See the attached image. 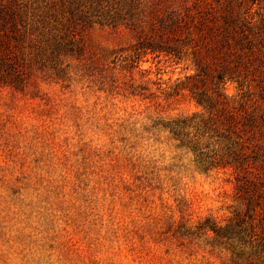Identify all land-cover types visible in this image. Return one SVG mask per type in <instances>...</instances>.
<instances>
[{
  "label": "rangeland",
  "instance_id": "obj_1",
  "mask_svg": "<svg viewBox=\"0 0 264 264\" xmlns=\"http://www.w3.org/2000/svg\"><path fill=\"white\" fill-rule=\"evenodd\" d=\"M193 1L264 17V0H0V264H256L212 229L235 224V175L176 93L196 66L143 47Z\"/></svg>",
  "mask_w": 264,
  "mask_h": 264
},
{
  "label": "trees",
  "instance_id": "obj_2",
  "mask_svg": "<svg viewBox=\"0 0 264 264\" xmlns=\"http://www.w3.org/2000/svg\"><path fill=\"white\" fill-rule=\"evenodd\" d=\"M219 3L220 10H202L193 1L184 13L162 18L161 42L143 47L156 55L190 57L196 66L195 74L177 84L176 93L188 90L209 113H202L198 124L222 145L210 155V164L230 167L235 175V224L212 229L237 237L242 247L251 248L248 257L264 264V17L258 23L232 1ZM209 77L216 86H206ZM228 80L245 89L238 101L219 88ZM191 124V118L181 116L166 125L179 137Z\"/></svg>",
  "mask_w": 264,
  "mask_h": 264
},
{
  "label": "clouds",
  "instance_id": "obj_3",
  "mask_svg": "<svg viewBox=\"0 0 264 264\" xmlns=\"http://www.w3.org/2000/svg\"><path fill=\"white\" fill-rule=\"evenodd\" d=\"M230 96L235 95L236 94V89L234 85H229V93Z\"/></svg>",
  "mask_w": 264,
  "mask_h": 264
}]
</instances>
